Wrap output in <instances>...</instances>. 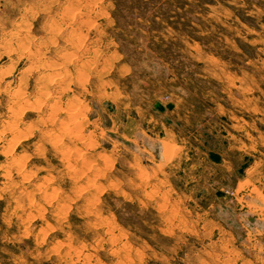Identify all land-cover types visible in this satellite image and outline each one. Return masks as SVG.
I'll use <instances>...</instances> for the list:
<instances>
[{
	"label": "rangeland",
	"instance_id": "obj_1",
	"mask_svg": "<svg viewBox=\"0 0 264 264\" xmlns=\"http://www.w3.org/2000/svg\"><path fill=\"white\" fill-rule=\"evenodd\" d=\"M0 264H264V0H0Z\"/></svg>",
	"mask_w": 264,
	"mask_h": 264
},
{
	"label": "bare ground",
	"instance_id": "obj_2",
	"mask_svg": "<svg viewBox=\"0 0 264 264\" xmlns=\"http://www.w3.org/2000/svg\"><path fill=\"white\" fill-rule=\"evenodd\" d=\"M26 38V37H25ZM63 121V120H62ZM82 121V120H81ZM61 132V131H60ZM54 136V135H53ZM48 138V137H47ZM18 142V141H17ZM15 159V158H14ZM21 160V159H20ZM21 162V161H20Z\"/></svg>",
	"mask_w": 264,
	"mask_h": 264
}]
</instances>
